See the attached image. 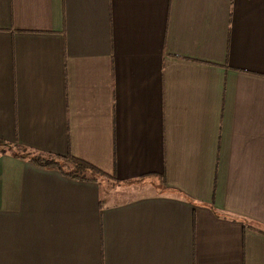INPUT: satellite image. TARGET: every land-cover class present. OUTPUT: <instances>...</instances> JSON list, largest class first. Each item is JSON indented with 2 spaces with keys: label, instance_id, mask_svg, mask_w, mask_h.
Here are the masks:
<instances>
[{
  "label": "crops",
  "instance_id": "crops-1",
  "mask_svg": "<svg viewBox=\"0 0 264 264\" xmlns=\"http://www.w3.org/2000/svg\"><path fill=\"white\" fill-rule=\"evenodd\" d=\"M0 139L114 178L0 155V264H264V0H0Z\"/></svg>",
  "mask_w": 264,
  "mask_h": 264
},
{
  "label": "trees",
  "instance_id": "trees-1",
  "mask_svg": "<svg viewBox=\"0 0 264 264\" xmlns=\"http://www.w3.org/2000/svg\"><path fill=\"white\" fill-rule=\"evenodd\" d=\"M7 153L20 159H26L40 168L58 171L61 175L71 180L93 182L99 186L105 180H114L113 177L101 172L89 163L73 157L70 153L62 156L37 152L18 144L7 143L0 139V155ZM256 230L262 231V229Z\"/></svg>",
  "mask_w": 264,
  "mask_h": 264
}]
</instances>
